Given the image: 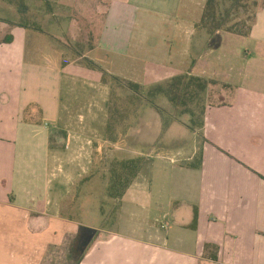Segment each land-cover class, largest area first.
<instances>
[{
	"label": "crops",
	"instance_id": "crops-1",
	"mask_svg": "<svg viewBox=\"0 0 264 264\" xmlns=\"http://www.w3.org/2000/svg\"><path fill=\"white\" fill-rule=\"evenodd\" d=\"M251 1L245 37L199 35L207 0H0V264H47L62 246L77 264H264V0ZM104 72L141 91L191 75L213 90L193 149L130 147L145 163L115 232L93 239L77 215L114 201L108 160L123 150Z\"/></svg>",
	"mask_w": 264,
	"mask_h": 264
},
{
	"label": "rangeland",
	"instance_id": "rangeland-1",
	"mask_svg": "<svg viewBox=\"0 0 264 264\" xmlns=\"http://www.w3.org/2000/svg\"><path fill=\"white\" fill-rule=\"evenodd\" d=\"M217 1L219 3L217 19L225 21L224 28L238 23H241V25L243 23L246 25L252 23L256 7L251 0H245L238 8H232V3L229 0ZM201 30H205V33H210L208 29L204 28L202 21L199 24V35ZM221 31L227 32L226 30ZM193 58L194 56L191 55V61ZM198 71L199 66L197 64H190L191 74L196 75ZM193 75L187 76L181 84L174 78L161 86H153L151 88L147 86L142 91L129 85L128 82L118 83L110 81L112 92L114 93V96H111L112 106L114 105V109H119L121 116L125 119L123 121L124 126L122 125L123 133L125 134L122 133L120 137V141L122 140L120 145L123 148L122 152H120L121 154L113 158L111 157L113 152H111L108 160L109 185L114 163L128 161L133 156L132 152L135 150L130 149V147H135L138 152H142L145 155L164 154L165 156H174L178 152H186L193 149L196 144V138L191 130L198 131L203 126L204 112L209 102L207 94L211 96L213 90V85H210L207 81H201V78ZM203 84L209 85L205 91L201 90V85ZM135 93H141L142 102H137V105L141 104L138 106H143L137 118L134 116V110L137 109H135L136 104L133 102L132 97ZM151 101L155 102L154 104L162 112L158 111L155 106L151 107L149 103ZM138 106L137 108H139ZM121 116L119 115L118 117L121 118ZM186 122L191 129L184 125ZM128 131H130V135L127 134ZM200 135L199 137H201ZM139 158H144V155L139 156ZM197 160L198 156L193 163H197ZM78 192L80 193V191ZM106 199H92V205L88 209L90 215H86L84 210L79 211L77 223H79L81 230L84 231L85 238L92 236L93 239H96L103 231L106 233L115 232L120 201L114 199V201L106 205L103 204ZM173 211L177 214L176 218H174V222H176L177 218L181 217L185 210L179 212V206H176ZM190 211H193L192 216L195 221L196 210L191 208ZM90 227L94 228V231H91ZM73 251H75L73 246H62L55 253V257L59 260L48 259L47 264H77L78 261L70 260Z\"/></svg>",
	"mask_w": 264,
	"mask_h": 264
},
{
	"label": "trees",
	"instance_id": "trees-1",
	"mask_svg": "<svg viewBox=\"0 0 264 264\" xmlns=\"http://www.w3.org/2000/svg\"><path fill=\"white\" fill-rule=\"evenodd\" d=\"M232 3V8H238V6L244 2L245 0H229ZM249 1V0H248ZM219 7V3L217 0H207L206 2V8H205V13L204 17L202 20V25L204 28L208 29L210 34H214L218 31L221 30H226L229 33L240 35V36H248L251 31V27L249 25H246L243 23H238L236 25L225 27V21H221L217 19V8ZM226 18V17H225ZM86 65L93 69V70H101L94 62L86 59L85 60ZM187 77H180L176 79L178 83H182L183 80ZM115 81L118 83H121L119 78L117 77H112L107 75V73L104 72V81ZM129 85L135 87L136 89H139V86L134 85L130 83ZM201 90L205 91L206 86L205 84L201 85ZM111 96H114V93L112 92V87H111ZM113 98V97H112ZM140 103L142 102V98L139 99ZM113 101H111V109H110V118H109V123H108V129H107V136L108 140L115 143L118 138H119V129L123 125V121L125 120L124 117L121 116L119 109L115 108L114 105L112 106ZM151 103V102H149ZM158 111H161L158 107H156ZM162 112V111H161ZM120 115V117L116 116ZM126 118V117H125ZM201 157V156H200ZM145 163V158H138L134 160H128V161H122L119 163H114L113 168L111 170V183L109 185V196L112 199L121 201L122 198L124 197L126 191L140 172L143 164ZM201 165V161L199 164ZM197 224V211H196V217L195 221L193 223V227L195 228Z\"/></svg>",
	"mask_w": 264,
	"mask_h": 264
}]
</instances>
